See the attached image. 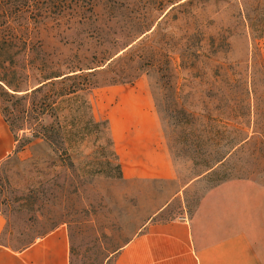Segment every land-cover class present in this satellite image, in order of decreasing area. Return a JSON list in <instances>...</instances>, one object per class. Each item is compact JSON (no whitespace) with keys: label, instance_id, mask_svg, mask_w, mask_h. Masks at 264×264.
<instances>
[{"label":"rangeland","instance_id":"1","mask_svg":"<svg viewBox=\"0 0 264 264\" xmlns=\"http://www.w3.org/2000/svg\"><path fill=\"white\" fill-rule=\"evenodd\" d=\"M93 1V11L24 16L14 22L22 32H0V52L7 50V61L17 62L21 47L37 64L52 60L82 69L102 65L140 37L129 57L140 61L139 78L132 85L99 87L90 95L96 118L109 121L123 179L87 173L93 160L89 149L73 156L77 169L68 159L60 161L40 140L14 153L19 143L11 132L13 152L0 168V245L22 249L64 226L70 264H115L121 248L151 224L192 214L209 189L226 181L220 175L207 176L193 162L191 140L200 135L199 146L207 148L210 117L217 119L218 137L223 130L221 99L229 84L250 89L256 49L264 60V0ZM13 34L29 40L7 42ZM21 61L14 66H23ZM260 117L264 112L250 119L257 122ZM112 120L118 132L129 125L116 138ZM152 121L175 172L172 180L131 177L139 167L148 170L147 160L142 152L126 160L119 154L134 124L150 127ZM28 138L23 132L18 137L21 142ZM230 180L264 187V172Z\"/></svg>","mask_w":264,"mask_h":264},{"label":"trees","instance_id":"2","mask_svg":"<svg viewBox=\"0 0 264 264\" xmlns=\"http://www.w3.org/2000/svg\"><path fill=\"white\" fill-rule=\"evenodd\" d=\"M94 2L0 0V32H22L21 26L14 25V22L24 16L38 19L51 14L93 11ZM139 38L135 36L130 43L124 44L120 52L102 65L86 69L60 65L52 60L48 63L41 60L37 64L29 50L21 47H17L18 61H7L4 57L8 53L3 48L0 52V113L15 142L19 143L14 153L23 151L32 140H40L60 161L68 159L69 166L77 169L73 156L89 149V157L93 160L86 167L90 170L87 173L123 179V167L114 149L109 121L96 118L90 95L99 87L132 85L139 78L140 61L129 59L137 48L133 43ZM10 39L17 42L29 40L20 34L9 36L7 42ZM258 52L256 49L253 57L251 88L240 86L237 90L229 84L221 99L223 130L219 131L218 137L214 130L217 119L210 117L211 123L206 126L207 148L199 146L200 135L191 140L193 162L202 166L207 176L220 175L221 181L245 173L264 172V118L260 117L257 122L250 119L253 114L264 112V60ZM21 59L23 66H14ZM255 125L257 129L250 132L249 128ZM21 132L29 133L31 138L21 142L18 139Z\"/></svg>","mask_w":264,"mask_h":264},{"label":"crops","instance_id":"3","mask_svg":"<svg viewBox=\"0 0 264 264\" xmlns=\"http://www.w3.org/2000/svg\"><path fill=\"white\" fill-rule=\"evenodd\" d=\"M140 124L143 127L132 124L135 131L119 145L123 160L142 152L148 161L144 163L148 170L139 167L131 177L174 179L171 161L158 140L157 123ZM112 126L116 138L129 125L119 132L116 121L112 120ZM13 147L4 121L0 124V163ZM70 254L68 230L60 226L22 249L0 245V264H70ZM115 264H264V187L249 180L212 187L192 214L151 224L131 239L118 252Z\"/></svg>","mask_w":264,"mask_h":264}]
</instances>
